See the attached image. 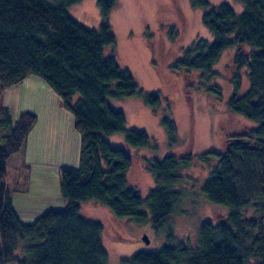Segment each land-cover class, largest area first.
Wrapping results in <instances>:
<instances>
[{"label":"trees","instance_id":"16d2710c","mask_svg":"<svg viewBox=\"0 0 264 264\" xmlns=\"http://www.w3.org/2000/svg\"><path fill=\"white\" fill-rule=\"evenodd\" d=\"M81 1L0 0L1 96L29 77L41 78L72 113L81 140L78 166L60 169L66 205L51 206L24 221L4 179L7 161L25 146L37 116L25 111L14 118L10 107L0 103V264H109L101 240L103 226L83 214V203L95 201L120 219L141 223L150 219L159 231L183 197L178 189L180 171L191 162L175 154L148 162L156 185L145 198L129 184L130 149L148 148L151 141L145 131L127 128L125 114L113 109L109 99L140 97L156 108L160 96L144 92L119 61L109 21L116 0H98L102 15L98 28H89L68 13ZM190 1L198 9L210 5L209 0ZM239 1L244 6L240 14L228 3L204 12L202 21L213 40L200 39L175 65L199 72L208 85L220 77L214 67L226 52L250 49L249 55L237 52L234 57L236 71L227 104L256 127H237L227 134L224 153H210L218 162L201 189L214 207L228 212L219 216L214 211L200 224L194 247L169 243L159 250L139 251L121 264H264V0ZM243 69L249 80L245 91ZM215 85H208L207 91L221 95ZM163 125L174 143L172 119L165 118ZM117 134L124 135L123 144L108 140Z\"/></svg>","mask_w":264,"mask_h":264},{"label":"rangeland","instance_id":"374dc122","mask_svg":"<svg viewBox=\"0 0 264 264\" xmlns=\"http://www.w3.org/2000/svg\"><path fill=\"white\" fill-rule=\"evenodd\" d=\"M209 2L208 8L198 9L192 6L190 0H116L111 11L109 21L117 39L115 51L120 63L132 71L144 92H155L161 100L160 105L153 108L140 97L121 101L109 99L113 109L125 114L126 127L145 131L151 141L148 148L130 149L133 165L129 184L138 189L143 197L147 196L156 185L147 169L148 162L154 158L160 160L175 154L189 158L191 165L181 168L182 183L178 189L183 193L182 200L175 213L169 216L167 225L159 231L152 227L150 219L147 223L120 219L95 201L81 205L87 218L103 226L101 240L108 253L109 264H121L122 259L139 251L159 250L169 243L186 242L194 247L200 224L214 211L219 216L228 212V208L226 210L223 206L214 207L216 205L206 199L201 189L218 162V158L210 153H224L227 134L233 133L237 127H256L235 115L227 104L232 91L230 81L236 71L234 57L237 52L247 56L250 49L234 47L214 67L221 75L212 78L208 85L216 84L221 95L207 91L208 85L199 72L175 67L177 61L200 39L213 40L202 21L204 12L221 3L230 4L237 14L244 10L239 0ZM68 13L89 28H98L102 22L98 0H82L71 6ZM109 52H113L112 49ZM241 76L242 91H245L249 87L246 69L241 71ZM9 90H5L2 96L0 94V103L10 107L14 118L25 111L37 116L25 146L17 153L18 156L7 161L8 175L4 179L10 186L17 176L26 183L22 188L24 195L18 194L22 197L19 202L25 199L24 196L30 198L29 202L36 212L20 208L19 215L24 221H30L51 206L66 205L60 193L59 169L78 166L73 150L80 134L74 129L72 113L63 107L58 95L41 78H28L19 89L12 87ZM61 111L69 114H60ZM58 116L62 125L58 135H61V144L67 151L63 159L53 156V124ZM165 118L172 119L175 124L174 143L170 142L163 125ZM2 133L0 129V135ZM123 138V134H117L108 140L123 144ZM40 192L45 194L43 206L38 204ZM145 234L149 236L150 243L143 240Z\"/></svg>","mask_w":264,"mask_h":264},{"label":"crops","instance_id":"0c3cea01","mask_svg":"<svg viewBox=\"0 0 264 264\" xmlns=\"http://www.w3.org/2000/svg\"><path fill=\"white\" fill-rule=\"evenodd\" d=\"M30 78H33V77H29V79ZM26 80H28V78L26 79ZM25 82V81H24ZM24 82L22 83V85L24 84ZM22 85H19V87H22ZM19 87L17 86V87H15V90H17V89H19ZM8 91H10V90H8ZM53 92V91H52ZM60 99V98H59ZM61 102V101H60ZM68 111V110H67ZM67 111H61L60 112V114H69V113H67ZM65 112V113H64ZM67 116V115H66ZM73 116V115H72ZM73 119H74V117H73ZM67 121H68V119H67ZM61 124V121L59 120V116L57 117V119L55 120V122H54V124H53V127H55L54 128V130H53V135H54V141H55V145L53 146V148H54V152H53V156L54 157H58V156H60L61 157V159H63V158H66V156H67V151H66V149H64V147L62 146V144H61V140H60V137H61V135H58V129L62 126V125H60ZM73 124H74V122H73ZM74 129H75V127H74ZM76 130V129H75ZM77 131V130H76ZM58 140V143H57V140ZM80 141L81 140H79V138L77 137V144H76V146H74V150H73V155H74V157H75V163H76V161H79V151H80ZM66 148V147H65ZM26 150V149H25ZM19 154V153H18ZM18 154H15V155H13L12 157H16V156H18ZM69 158V157H68ZM67 160V159H66ZM65 160V161H66ZM77 163H79V162H77ZM64 165H66V164H64ZM64 167V166H63ZM72 167H76V165L74 166H72ZM61 169V168H60ZM60 169H59V171H60ZM7 170H8V168H7ZM7 175H8V173H7ZM29 181V180H28ZM28 183V182H27ZM24 184H26V183H24V182H22V178L21 177H19V176H17V177H15V181H14V183L12 184V186H10V184H7L8 185V188L10 189V191H11V193H12V197H13V201H14V206H15V208H16V210H20V208H22V209H24V210H27V211H33V207L31 206V204H30V198H28V197H26V196H24L25 197V199L23 200V201H21V202H19V198L20 197H18V194H23L24 195V190H22V188H23V185ZM12 187V188H11ZM38 194H40L39 195V200H38V204H40V206H43V201H44V198H45V194H44V192H40V193H38ZM37 194V195H38ZM37 195H35V197L37 196ZM22 198V197H21ZM20 198V199H21ZM17 200H18V202L19 203H17Z\"/></svg>","mask_w":264,"mask_h":264},{"label":"water","instance_id":"95a60500","mask_svg":"<svg viewBox=\"0 0 264 264\" xmlns=\"http://www.w3.org/2000/svg\"><path fill=\"white\" fill-rule=\"evenodd\" d=\"M143 240L146 242V243H150V239H149V236L147 234H145L143 236Z\"/></svg>","mask_w":264,"mask_h":264}]
</instances>
